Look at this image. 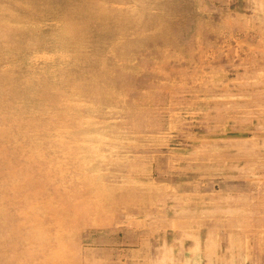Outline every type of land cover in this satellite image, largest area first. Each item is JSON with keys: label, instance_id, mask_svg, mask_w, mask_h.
I'll use <instances>...</instances> for the list:
<instances>
[{"label": "rangeland", "instance_id": "374dc122", "mask_svg": "<svg viewBox=\"0 0 264 264\" xmlns=\"http://www.w3.org/2000/svg\"><path fill=\"white\" fill-rule=\"evenodd\" d=\"M0 22V264H264V0H0Z\"/></svg>", "mask_w": 264, "mask_h": 264}, {"label": "bare ground", "instance_id": "6f19581e", "mask_svg": "<svg viewBox=\"0 0 264 264\" xmlns=\"http://www.w3.org/2000/svg\"><path fill=\"white\" fill-rule=\"evenodd\" d=\"M25 6H26V5H25ZM89 8H90V7H89ZM90 9H91V8H90ZM90 11H93V9L90 10ZM98 11H99V10H97V12H98ZM13 12H14V11H13ZM15 16H16V15H15ZM63 17H64V16H63ZM3 19H4V18H3ZM33 19H34V18H33ZM6 20H7V18H6ZM38 20H39V19H38ZM15 22H16V21H15ZM15 22H13V24H14ZM26 22H27V20H26ZM0 23H1V22H0ZM10 23H11V22H10ZM17 23H18V22H17ZM27 23H28V22H27ZM34 23H35V22H34ZM2 24H3V23H2ZM20 24H21V23H20ZM24 24H25V23H24ZM5 26H6V25H5ZM8 26H9V25H8ZM11 26H12V25H11ZM25 26H26V25H25ZM20 27H22V26L20 25ZM20 27H18V28H20ZM11 28H12V27H11ZM29 28H30V26H29ZM54 29H55V28H54ZM21 30H22V29H21ZM25 30H26V29H25ZM29 30H30V29H29ZM32 30H33V28H32ZM16 31H17V30H16ZM16 31H15V32H16ZM19 31H20V30H19ZM69 31H70V30H69ZM22 32H23V31H22ZM16 33H17V32H16ZM24 33H25V32H24ZM7 35H8V34H7ZM11 35H12V34L10 33V37H11ZM19 35H20V34H19ZM29 35H30V34H29ZM6 37H7V36H6ZM13 37H15V36H13ZM74 38H75V37H74ZM4 39H5V38H4ZM9 39H10V38H9ZM16 39H17V38H16ZM16 39H15V41H16ZM75 39H76V38H75ZM81 40H82V39H81ZM81 40H80V42H81ZM84 40H85V39H84ZM0 41H1V40H0ZM15 41H14V42H15ZM78 41H79V40H78ZM10 42H11V41H10ZM17 42H18V41H17ZM32 42H33V41H32ZM76 42H77V41H76ZM35 43H36V42H35ZM1 44H2V43H1ZM9 45H10V44H9ZM11 45H12V43H11ZM16 45H17V44H16ZM16 45H15V46H16ZM22 45H23V44H22ZM84 45H85V44H84ZM12 46H13V45H12ZM30 46H31V45H30ZM73 46H74V45H73ZM17 47H18V45H17ZM19 47H20V46H19ZM27 47H28V46H27ZM79 47H80V46H79ZM13 48H14V47H13ZM22 48H24V46H22ZM40 48H41V47H40ZM44 48L46 49V47H44ZM47 48H48V47H47ZM80 48H82V47H80ZM76 49H78V48H76ZM82 49H83V48H82ZM74 50H75V49H74ZM1 51H2V50H1ZM28 51H29V50H28ZM78 51H79V50H78ZM86 51H87V50H86ZM3 52H4V51H3ZM79 52H80V51H79ZM81 52H82V51H81ZM8 53H9V52H8ZM11 53H12V52H11ZM11 53H10V55L13 57L14 55H12ZM26 55H27V54H26ZM11 56H10V57H11ZM8 57H9V56H8ZM10 57H9V58H10ZM15 58H16V57H15ZM15 58H14V59H15ZM43 58H44V57H43ZM5 59H6V58H5ZM7 59H8V58H7ZM11 60H12V58L10 59V61H11ZM10 61H9V62H10ZM41 61H42V60H41ZM75 61H76V60H75ZM6 62H8V61H6ZM13 62H14V61H13ZM26 63H27V62H26ZM6 65H7V64H6ZM81 65H82V64H81ZM29 66H30V65H29ZM36 66H37V65H36ZM24 67H25V66H24ZM61 67H62V66H61ZM61 67H60V68H61ZM9 68H10V67H9ZM14 68H16V67L14 66ZM11 69H12V68H11ZM11 69H10V70H11ZM20 69H22V68H20ZM26 69H28V67H27ZM63 69H64V68H63ZM7 70H8V69H7ZM13 70H14V69H13ZM24 70H25V68H24ZM31 70H32V69H31ZM20 71H21V70H20ZM20 71H19V72H20ZM3 72H5V71H3ZM22 72H23V71H22ZM12 73H14V72H9L8 74L10 75V74H12ZM31 73H32V72H31ZM31 73H30V74H31ZM5 74H6V75H4V76L6 77V76H7V73H5ZM14 74H16V73H14ZM26 74H27V73H26ZM62 74H63V73H62ZM0 75H2V74H0ZM64 75H66V74H64ZM23 76H24V75H23ZM35 76H36V75H35ZM43 76H44V75H43ZM43 76H39V77H42V78H43ZM59 76H60V75H59ZM68 76H69V75H68ZM8 77H9V76H8ZM18 77H19V76H18ZM37 77H38V75H37ZM57 77H58V76H57ZM13 78H14V77H13ZM19 78H20V77H19ZM26 78H27V77H26ZM42 78H40V79H42ZM67 78H68V77H67ZM29 79H30V78H29ZM36 79H37V78H36ZM54 79H55V78H54ZM61 79H62V78H61ZM61 79L59 78V80H57V84H56V85H58V82H59ZM1 80H3V79L1 78ZM1 80H0V81H1ZM5 80H6V79H4L3 81H5ZM12 80H13V79H12ZM12 80H11V81H8V82H12ZM24 80H25V79H24ZM32 80H33V79H32ZM3 81H2V83H3ZM18 81H19V80H18ZM22 81H23V80H22ZM37 81H38V80H37ZM5 82H6V81H5ZM8 82H7V83H8ZM16 82H17V81H16ZM60 82H61V81H60ZM19 83L22 84V83H24V81H23V82H19ZM26 83H27V81H26ZM49 83H50V82H49ZM54 83H55V82H54ZM61 83H62V82H61ZM64 83H66V82H64ZM13 84H14V83H13ZM21 84H20V85H21ZM24 84H25V83H24ZM31 84H32V83H31ZM47 84H48V83H47ZM47 84H45V88H46V85H47ZM67 84H68V82H67ZM4 85H6V84H4ZM11 85H12V84H11ZM11 85H10V87H11ZM17 85H19V84H17ZM41 85H42V84H41ZM43 85H44V84H43ZM48 85H49V84H48ZM54 85H55V84H54ZM65 85H66V84H65ZM65 85H63V86L65 87ZM13 86H14V85H13ZM13 86H12V87H13ZM33 86H34V85H33ZM49 86H51V84H50ZM49 86H48V88H49ZM52 86H53V85H52ZM58 86H59V85H58ZM0 87H1V86H0ZM3 87L6 88V87H8V86H3ZM31 87H32V86H31ZM43 87H44V86H43ZM13 88H16V87H13ZM18 88H20V87H18ZM21 88H22V87H21ZM38 88H41V89H42V87H40V86H39ZM48 88H47V89H48ZM51 88H54V87H51ZM66 88H68V87L66 86L65 89H66ZM111 88H112V87H111ZM54 89H56V88H54ZM69 89H70V88H69ZM72 89H74V88H72ZM112 89H113V88H112ZM5 90H7V89H5ZM10 90L12 91V88H11ZM16 90H17L16 92H18V89H16ZM34 90H35V89H34ZM51 90H52V89H51ZM108 90H109V88H108ZM14 91H15V89H14ZM28 91H29V88H28ZM38 91H40V90H38ZM45 91H46V90H45ZM116 91H117V89H116ZM32 92H33V90H32ZM29 93H31V92H29ZM78 93H79V92H78ZM36 94H37V93H36ZM73 94H74V93H73ZM10 95H11V93H10ZM10 95H9V96H10ZM21 95H22V94H21ZM15 96H16V95H14L13 97H15ZM28 96H29V95H28ZM32 96H33V95H32ZM1 97H2V96H1ZM11 97H12V96H11ZM18 97H19V96H18ZM33 97H34V96H33ZM36 97H37V96H36ZM38 97H39V96H38ZM5 98H6V97H5ZM8 98H9V97H7V99H8ZM21 98H22V96H21ZM21 98H19V99L21 100ZM31 98H32V97H31ZM40 98H41V97H40ZM43 98H44V97H43ZM43 98H42V99H43ZM68 98H69V97H68ZM68 98H67V99H68ZM0 99H1V98H0ZM37 99H38V98H37ZM37 99H34V100H37ZM14 100H15V99H14ZM16 100H17V98H16ZM23 100H24V99H23ZM32 100H33V99H32ZM39 101H41V100H39ZM45 101H46V100H45ZM67 101H69V100H67ZM5 102H6V101H5ZM7 102H8V101H7ZM13 102H15V101H13ZM13 102H12V103H13ZM26 102H27V101H26ZM26 102H25V106H26V104H27ZM16 103H17V101H16ZM29 103L31 104L32 102H29ZM35 103H36V102H35ZM38 103H39V102H38ZM46 103H47V102H46ZM8 104H10V103H8ZM17 104H18V103H17ZM17 104H15V105H17ZM20 104H21V103H20ZM44 104H45V103H44ZM13 105H14V104H13ZM21 105H22V104H21ZM91 105H92V104H91ZM1 106H2V105H1ZM9 106H10V105H9ZM22 106H23V105H22ZM32 106H33V105H32ZM35 106H36V105H35ZM35 106H33V107H35ZM42 106H43V105H42ZM16 107H17V106H15L14 108H16ZM19 107H21V106H19ZM55 107H56V106H55ZM2 108H3V107H2ZM22 108H23V107H22ZM52 108H53V106H52ZM52 108H51V109H52ZM6 109H7V108H6ZM10 109H11V108H10ZM31 109H32V108H31ZM45 109H46V107H45ZM45 109H44V110H45ZM48 109H49V108H48ZM23 110H24V109H23ZM46 110H47V109H46ZM4 111H5V110H4ZM16 111H17V110H16ZM21 111H22V110H21ZM21 111H19V112H21ZM38 111H39V110H38ZM40 111H41V110H40ZM47 111L49 112V110H47ZM22 112H23V111H22ZM35 112H36V111H35ZM0 113H2L1 110H0ZM28 113H30V112L28 111ZM32 113H33V112H32ZM38 113H39V112H38ZM46 113H47V112H46ZM46 113H45V114H46ZM5 114H7V113H5ZM24 114H25V113H24ZM26 114H27V112H26ZM26 114H25V115H26ZM34 114H35V113H34ZM1 115H3V114H1ZM12 115H13V114H12ZM22 116H23V114H22ZM15 117H16V116H15ZM27 117H28V116H27ZM30 117H31V115H30ZM12 119H13V118H12ZM7 120H8V119H7ZM9 120H10V119H9ZM16 121H17V118H16ZM28 121H29V120H28ZM34 121H35V120H34ZM36 121H37V120H36ZM49 121H50V120H49ZM37 122H38V121H37ZM49 123H50V122H49ZM49 123H48V125H49ZM51 123H52V122H51ZM7 125H8V124H7ZM9 125H11V124H9ZM52 125H53V123H52ZM3 126H4V124H3ZM25 126H26V125H25ZM9 128H10V127H9ZM42 128H43V127H42ZM4 129H5V128H4ZM11 129H12V128H11ZM11 129H10V130H11ZM21 129H22V128H21ZM26 129H27V128H26ZM44 129H45V128H44ZM44 129H42V130H44ZM0 130H1V129H0ZM33 130H34V129H33ZM4 131H5V130H4ZM6 131H7V130H6ZM8 131H9V130H8ZM36 131H38V130H36ZM13 132H14V131H13ZM28 132H29V131H28ZM24 133H25V132H24ZM9 134H10V133H9ZM17 134H18V133H17ZM25 134H26V133H25ZM0 135H1L0 137L3 136V135H2V132H0ZM15 135H16V134H15ZM27 135H28V134H27ZM47 135H48V134H47ZM7 136H8V135H7ZM13 136H14V135H13ZM24 136H26V135H24ZM41 136H42V135H41ZM22 137H23V136H22ZM29 137H30V136H29ZM32 137H33V136H32ZM34 137H36V136H34ZM2 138H3V137H2ZM7 138H8V137H7ZM36 138H37V137H36ZM13 139H14V138H13ZM16 140H19V139L16 138ZM34 140H36V139H34ZM37 140H38V139H37ZM41 140H43V139H40V141H41ZM49 140H51V138H49ZM14 141H15V140H14ZM40 141H39V140H38L37 142L34 141L33 144H36V143H38V142H40ZM4 142H5V141H4ZM40 143H41V142H40ZM14 144H15V143H14ZM1 145H2V144H1ZM3 146H4V145H2V147H3ZM14 147H15V145H14ZM17 148H18V147H17ZM38 148H39V147H38ZM54 148H55V147H54ZM54 148H50V149H54ZM20 149H21V148H20ZM20 149H19V150H20ZM45 149H46V148H45ZM47 149H48V148H47ZM56 149H58V148H56ZM59 149H60V148H59ZM42 150H43V149L41 148V151H42ZM62 150H63V149H62ZM38 151H39V150H38ZM41 151H39V152H41ZM48 151H49V150H48ZM19 154H20V153H19ZM41 154H42V153H41ZM18 168H19V165H18ZM19 169H20V168H19ZM2 170H3V169H2ZM18 172H20V170H19ZM21 172H22V171H21ZM25 172H26V171H25ZM20 182H21V181H20ZM22 182H23V181H22ZM29 182H30V181H29ZM29 185H30V184H29ZM21 186H24V183H23V185H21ZM21 186H19V187H21ZM25 186L27 187V183H26ZM25 186H24V187H25ZM22 188H23V187H22ZM0 210H1V209H0ZM1 211H2V210H1ZM0 215H1V213H0ZM40 217H41V216H40ZM2 220H3V219H2ZM41 220H42V219H41ZM29 222H30V221H29ZM30 223H33V222L31 221ZM33 228H34V227H33ZM31 229H32V228H31ZM34 230H36V229H34ZM26 231H27V230H26ZM36 231H37V230H36ZM37 232H38V231H37ZM46 232H47V231H46ZM41 233H43V232H40L39 234L41 235ZM37 236H38V235H37ZM37 236H36V237H37ZM41 236H42V235H41ZM43 236H44V235H43ZM38 237H39V236H38ZM38 237H37V238H38ZM50 237H51V236H50ZM50 237H49V238H50ZM43 238H44V237H43ZM25 240H26V239H25ZM47 240H48V239H47ZM28 241H30V240H28ZM0 262H2V261H0Z\"/></svg>", "mask_w": 264, "mask_h": 264}]
</instances>
